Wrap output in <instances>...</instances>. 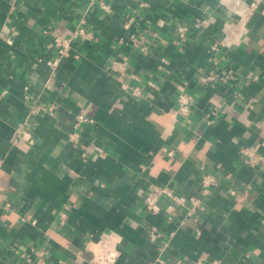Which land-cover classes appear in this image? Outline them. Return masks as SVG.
<instances>
[{
	"label": "crops",
	"instance_id": "0c3cea01",
	"mask_svg": "<svg viewBox=\"0 0 264 264\" xmlns=\"http://www.w3.org/2000/svg\"><path fill=\"white\" fill-rule=\"evenodd\" d=\"M241 6L0 0V264H93L84 244L103 235L117 243L116 264H264V164L250 169L239 156L264 155V1L244 31L224 35ZM82 24L96 39L77 38L61 57L49 47L47 31L69 37ZM115 59L128 61L125 76ZM211 72L230 77L202 82ZM182 91L194 97L190 122L172 116ZM80 114L94 123L72 140ZM204 172L219 182L196 219L146 211L154 185L200 196ZM33 247L45 257L29 262Z\"/></svg>",
	"mask_w": 264,
	"mask_h": 264
},
{
	"label": "built area",
	"instance_id": "2783aa9c",
	"mask_svg": "<svg viewBox=\"0 0 264 264\" xmlns=\"http://www.w3.org/2000/svg\"><path fill=\"white\" fill-rule=\"evenodd\" d=\"M264 0H242V6L240 10H236L233 15L234 19H229L223 25L222 31L224 35H233L236 33H241L246 29L247 23L254 14V12L258 9L261 3ZM144 6V5H142ZM101 7L103 10L108 12L110 10V6L106 3H101ZM236 16V18H235ZM213 22L212 18H208L202 21L201 24L205 25L207 23ZM124 27L128 28L129 25L125 24ZM186 26L178 27V38L185 39L186 37ZM47 34H50L51 41L49 43V47L55 48L58 50L60 57L65 56L69 50L71 49L73 43L77 38H81L84 41H91L96 39V35L93 31L89 30L84 24L77 27L76 30L71 33L69 37H62L60 35H56L51 31H47ZM132 40L135 43H139L137 37L132 36ZM226 42H216L209 48V53L211 56L218 53L221 48H224ZM76 58H79L76 55ZM163 61H165L163 59ZM58 64V59H56L53 63V67L55 68ZM129 63L126 60L115 59L112 62V71L118 73L121 76H125L128 72ZM230 75H218L217 73L211 72L210 74L203 75L201 81L204 83H210L214 81L225 82L229 79ZM129 93L134 97H139L142 95L141 87H131L130 85H125V87ZM194 105V97L182 91L178 93L176 98V108L172 111V116L175 119L184 118L187 122H190V117L192 115ZM54 107H50L49 110H53ZM217 114L215 109L208 114V124L212 123L211 116ZM83 123H94V120L84 114H80L77 117V120L74 123V132H72L69 136L70 139H77L76 129L81 126ZM18 135L27 140H30V134L24 133L19 130ZM94 151L99 155H103L105 152L101 147H94ZM173 152L170 153L172 155ZM239 156L241 158L242 163L250 169H258L261 165L264 164V155L250 149L243 148ZM219 177L215 174L204 172L200 177V187L199 194L200 196H189L181 193H177L174 189L168 186H160L154 185L150 190L146 191L143 196L144 207L147 212L151 214H162L165 216V219L168 223H173L178 213H184L188 218L196 219L197 215L203 208V202L205 197L209 196L213 190V188L218 184ZM234 194V192H232ZM169 201L168 203L166 202ZM6 207H10V204H7ZM66 212L62 213V217H66ZM161 233L157 231L156 228L152 229V237L159 238ZM116 241L114 242L112 238H106L103 235L98 241H94L93 239H89L84 244V250L91 252L93 254L92 263L93 264H116L117 259L119 257V252L116 247ZM46 255V250L44 248H36L33 247L29 251V255H27V260L29 262L34 259L40 260L43 259Z\"/></svg>",
	"mask_w": 264,
	"mask_h": 264
}]
</instances>
